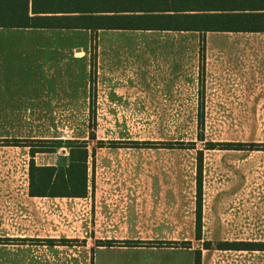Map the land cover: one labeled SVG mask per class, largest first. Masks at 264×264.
Returning a JSON list of instances; mask_svg holds the SVG:
<instances>
[{
  "label": "rangeland",
  "instance_id": "1",
  "mask_svg": "<svg viewBox=\"0 0 264 264\" xmlns=\"http://www.w3.org/2000/svg\"><path fill=\"white\" fill-rule=\"evenodd\" d=\"M257 39L259 41H256ZM257 39L238 37L235 42L245 46L262 42L260 38ZM109 42L130 46L143 45L138 52H123L126 57L119 64L123 67L122 72L125 77L129 75L125 71L141 67V75H138V78L143 85L142 95L140 99H137L135 108H126L129 104L122 103L117 104L109 113H97L96 94L99 91L97 80L100 77L97 72L98 68L102 70L103 57L106 55L102 46ZM90 43L91 59H95V82L94 85L92 83L91 88V102L94 108L89 115L79 116V141H87L90 153L88 162L92 170L125 177L124 181L121 179L118 182L112 179V182L111 180L108 182L109 186L112 185L110 187L116 190H119V184L120 187L131 185V188L138 186L159 188L158 200L153 207L149 206L154 212L153 219L157 217L159 222L169 223L173 220L178 221L182 215L185 219L189 217L191 237L190 242L185 243L187 245L184 246L190 247L194 252L200 250L202 264H233L237 257H247V253H239L238 250L233 249L225 250L220 245L225 243L222 241L225 238L227 241L235 239L231 233L235 225L231 222V217L235 214L234 209L246 203L264 204V196L256 195L251 191L247 192V189L252 187L264 189V148H255L260 150L251 148L252 144L264 145V98L259 96L252 100L249 94L242 92L233 96L215 93L214 95L217 96L214 98L213 105L217 109L212 115L202 113L203 119L200 121L199 107L204 106L205 97L204 93L202 96L201 92H197V83L205 81L206 73L202 72L201 45L198 35L137 33L116 34L111 37L100 33L95 37L92 35ZM176 45H189L188 51H177V47L174 48ZM230 46L228 50L232 51H223V54L234 57L235 61H242L237 62L236 67L238 65V71L244 72L230 76L226 74V77L220 74L222 79L224 78L223 82L231 80L242 83L247 79H253L251 71L248 72L252 65L256 67L255 71L259 69L254 74L256 78L264 81V69L256 65L255 58L254 63L251 62L252 53L239 52L237 48ZM133 54L141 55V57L134 60L131 57ZM253 54L257 58H259L257 55H261L255 50ZM182 56H185V61L190 62L185 63L187 66L190 65L191 71L190 77L187 78L192 84L189 100L182 91L175 93L168 88L169 83L174 80L182 81V75L178 78L172 74L173 62ZM204 56L206 59V52ZM231 57L219 55L212 59L234 60ZM110 59L113 64H118L115 62L117 59L112 57ZM209 102L212 101L209 99ZM116 107L123 109L117 110ZM41 119L42 117H36L37 125L27 121L24 127L28 130L40 127ZM92 132L95 140L90 139ZM200 138L203 141H200ZM210 143L219 144V147L207 150ZM226 143H244L246 147L243 150H224L222 148ZM65 152L69 157V149H60L51 155H60ZM200 153L203 154L204 192L203 202H201L203 218L201 240H198L196 215ZM4 155L13 157L10 163L3 159ZM22 156V149L0 148V177L3 172L8 171L9 178H15L16 182L22 181L27 163L30 161L29 155L25 158ZM48 157L37 155L35 162L37 165H46L51 163L47 160ZM137 175H141V178ZM39 207V204H36L28 206V209ZM90 211H92L90 205L79 203L77 219L71 218V222L67 223V219L64 218L65 220L62 221L52 212L47 211L46 216L44 212L39 215L40 210L38 213L31 212V214L24 207L17 206L13 211L5 210L0 213V218L6 220L0 225V237L10 239L13 236L12 242H9L13 246L24 244L17 239L22 237L29 239L24 245L31 247V260L34 259L36 263L39 257L42 260H48V257L52 259L50 252H44L42 247L44 243L39 242L41 239L75 237L69 248L59 249L58 254L63 253L64 257L65 254L72 257L77 255L82 264H87L85 263L86 244L83 238L92 235V233L87 234L85 222ZM29 215L32 221L30 223ZM35 215L41 216V223L39 216H36L35 220L32 219ZM73 222L77 224H72ZM207 243L210 245L209 249H206ZM252 254L256 264L263 263L264 253ZM10 255L11 253L0 252V264H21L20 258ZM150 262L154 264L153 259H150Z\"/></svg>",
  "mask_w": 264,
  "mask_h": 264
},
{
  "label": "crops",
  "instance_id": "2",
  "mask_svg": "<svg viewBox=\"0 0 264 264\" xmlns=\"http://www.w3.org/2000/svg\"><path fill=\"white\" fill-rule=\"evenodd\" d=\"M100 33L111 37L116 34L137 33H177L199 36L198 33L190 32L99 31L98 34ZM92 35L90 31L86 30L0 28V148L22 149V158L27 155L30 158L22 181L16 182L15 178H9L8 171L5 170L0 177V213L5 210L13 211L15 207L22 206L30 213H38L40 210L39 215L44 212V216H46L47 211L52 212L60 220L67 219V223H69L71 218L77 219L79 203H87L91 206L92 211L85 222L88 229L87 234L92 233V235L83 238V242L86 244L85 263L152 264L150 259H153L154 264H195V255H193L195 252L190 247L184 246L185 243L190 242V218L185 219L182 215L178 221L173 220L169 223L167 221L161 223L157 217L153 219L154 212L151 207L158 200L159 188L152 186L131 188V185L120 187L119 184V190L113 189L108 182L110 180L112 182V179L118 182L121 179L124 181L125 177H120L119 174L95 172L88 162V195L85 198L31 197L29 194V164L32 160L30 150L27 147H16V145L5 143L6 140L15 139L79 141V116L89 115L94 108L91 102L92 82L90 79L92 70L90 39ZM238 37L260 38L262 42L245 46L235 42ZM229 46H234L239 52L252 53L251 62L254 63L255 58L256 65L264 69V33H207L206 59L202 66V72L205 71L206 77L204 82L202 80L197 83V92H201L202 96L204 93L205 97L204 106L199 107L200 115L214 114V110L217 109L213 105L214 98L217 96L214 95L215 93L220 92L233 96L242 92L249 94L252 100L259 96L264 98V81L256 78L254 74L259 69L255 71L256 67L252 64L248 72L251 71L253 79H247L242 83H235L231 80L223 82L224 78L222 79L220 74L226 77V74L230 76L244 72L238 71V65L236 67L237 62L241 63L242 61H235L234 57L223 54V51H227ZM142 47L141 44L134 46L111 42L103 44L102 50L106 55L103 57L102 70L98 68L97 72L100 76L97 80L99 89L96 94L97 113H109L117 104L122 103L129 104L126 108L132 109L137 99L141 98L143 85L138 78V75H141V67L125 71L129 74L125 77L122 72L123 67L119 64L126 57L123 52H138ZM174 48L184 52L188 51L189 45H176ZM254 50L261 53V55H257L259 58L253 54ZM219 55L231 57L234 60L212 59ZM111 57L117 59L114 61L118 64H113ZM131 57L135 60L141 55L133 54ZM186 62L190 63L185 61V56L175 59L172 74L178 78L182 75V81L174 80L169 83L168 88L169 91L175 93L182 91L189 100L192 84L187 78L190 77L191 71L189 70L190 65H185ZM216 78L220 81H217ZM209 99L212 102H209ZM116 108L117 110L123 109ZM36 117H42V126L33 127L30 130L24 127L27 121L37 125ZM61 154L68 158L67 152ZM61 154H41L46 158L49 156L47 160L51 163L36 165L57 166ZM12 158L8 155L3 157L7 163H10ZM137 176L141 178V175ZM250 191L256 195L264 196L263 188L262 190L248 188L247 192ZM37 201H39L36 203L39 204V208L28 209V206L36 205ZM234 212L231 222L235 224V229L232 227L231 233L235 239L227 241L225 238L222 241L225 243H264V204H242L236 210L234 209ZM39 215L32 216V219L35 220ZM38 219L41 223V216ZM30 220L31 216L29 215V223L32 222ZM4 221L6 220L0 218V225ZM72 224L77 223L73 222ZM11 238L14 237H10V240ZM0 239L3 241L6 238L0 237ZM75 239V237L68 236L58 239H41L39 242L44 243L42 246L44 252H50L52 259L48 257V260H42L39 257L38 263L34 259H32L34 261L31 260V247L24 245L29 240L26 237L17 239L24 243L22 245L13 246L0 242V252L4 251L11 253L10 256H17L21 259V264H82L77 255L72 257L65 254L64 257L63 253L58 254L59 249L69 248ZM50 241L53 243H49ZM106 242H113V244L107 246ZM130 243L135 244L129 245ZM166 243L174 245L167 246ZM238 251L247 253V257H237L233 264H256L252 253H264L259 250Z\"/></svg>",
  "mask_w": 264,
  "mask_h": 264
},
{
  "label": "trees",
  "instance_id": "3",
  "mask_svg": "<svg viewBox=\"0 0 264 264\" xmlns=\"http://www.w3.org/2000/svg\"><path fill=\"white\" fill-rule=\"evenodd\" d=\"M0 28L86 30L95 37L99 31L190 32L200 36L201 62H205L207 33H264V0H0ZM91 82L95 79V59L91 60ZM203 115H200L202 121ZM90 139L95 140L92 132ZM200 141H203L200 138ZM6 144L27 147L31 197L85 198L88 195L87 141L6 140ZM219 144L210 143L207 150ZM244 143H226L224 150H243ZM69 149L68 163L37 166V154ZM255 148L264 145L252 144ZM203 154L200 153L197 180L196 238L201 240L203 202ZM1 242H12L5 239ZM49 243H53L50 241ZM112 246L113 242H106ZM135 244V243H130ZM161 245V244H160ZM165 245H174L166 243ZM187 245V244H184ZM206 244V249H209ZM186 247V246H185ZM221 248L264 251V243H223ZM201 251L195 264H201Z\"/></svg>",
  "mask_w": 264,
  "mask_h": 264
},
{
  "label": "water",
  "instance_id": "4",
  "mask_svg": "<svg viewBox=\"0 0 264 264\" xmlns=\"http://www.w3.org/2000/svg\"><path fill=\"white\" fill-rule=\"evenodd\" d=\"M67 161H68V159L66 156L62 155L59 157V165H66Z\"/></svg>",
  "mask_w": 264,
  "mask_h": 264
}]
</instances>
